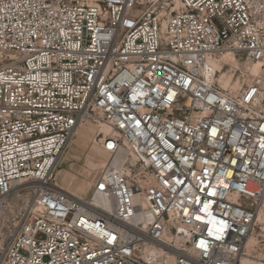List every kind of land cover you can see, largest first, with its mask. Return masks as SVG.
<instances>
[{
  "label": "built area",
  "instance_id": "2783aa9c",
  "mask_svg": "<svg viewBox=\"0 0 264 264\" xmlns=\"http://www.w3.org/2000/svg\"><path fill=\"white\" fill-rule=\"evenodd\" d=\"M84 125L87 199L55 184ZM263 198L264 0H0V264H239Z\"/></svg>",
  "mask_w": 264,
  "mask_h": 264
},
{
  "label": "rangeland",
  "instance_id": "374dc122",
  "mask_svg": "<svg viewBox=\"0 0 264 264\" xmlns=\"http://www.w3.org/2000/svg\"><path fill=\"white\" fill-rule=\"evenodd\" d=\"M249 68L251 71L252 67H247L242 58L236 57L234 61L225 62L222 59L217 68L216 86L226 92L238 91L251 78ZM221 74L226 75L229 87L225 88L219 82ZM96 136L97 128L92 125H84L78 130L57 165L55 184L58 189L75 197H90L103 167L110 160V156L97 145ZM163 258L165 264H170L169 256ZM239 264H264V198L259 203L258 213Z\"/></svg>",
  "mask_w": 264,
  "mask_h": 264
},
{
  "label": "bare ground",
  "instance_id": "6f19581e",
  "mask_svg": "<svg viewBox=\"0 0 264 264\" xmlns=\"http://www.w3.org/2000/svg\"><path fill=\"white\" fill-rule=\"evenodd\" d=\"M223 59V61H227V60H231V61H234V58L232 57V55L227 51V52H224L222 56H220L219 59H217L215 62H213L212 66L213 68L215 69V71L217 72V68H218V64L220 63V61ZM226 64V63H225ZM249 71H250V68H249ZM258 72V67L257 66H254L251 68V71H250V74L251 75H255L256 73ZM219 82L223 85V87H229V80L226 79V75L225 74H221L220 77H219ZM235 89V87L233 88ZM102 131L104 133L107 132V128L106 127H102ZM122 160V154H118L115 158V165H119L120 161ZM71 195V194H70ZM73 196V195H72ZM96 199L98 201H100V198L99 197H96ZM241 260V259H240Z\"/></svg>",
  "mask_w": 264,
  "mask_h": 264
}]
</instances>
